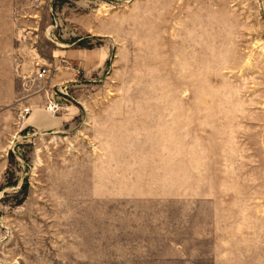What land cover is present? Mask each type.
Returning a JSON list of instances; mask_svg holds the SVG:
<instances>
[{"label": "rangeland", "instance_id": "rangeland-1", "mask_svg": "<svg viewBox=\"0 0 264 264\" xmlns=\"http://www.w3.org/2000/svg\"><path fill=\"white\" fill-rule=\"evenodd\" d=\"M0 3V264H264V0Z\"/></svg>", "mask_w": 264, "mask_h": 264}, {"label": "crops", "instance_id": "crops-1", "mask_svg": "<svg viewBox=\"0 0 264 264\" xmlns=\"http://www.w3.org/2000/svg\"><path fill=\"white\" fill-rule=\"evenodd\" d=\"M5 10H8V8L3 7L2 4L0 3V11H5ZM0 90H1V88H0ZM8 91L9 90H6L5 92H8ZM8 105H10V104H8ZM6 107H11V105L5 106L2 103V105L0 106V130L2 132L10 130V128H11V126H12V124L16 118V110H15L14 105H12L13 108L11 110L9 108H6ZM48 121H49L48 117L45 116L43 109L41 108L40 105H35V106H33V108L31 106V113L28 116V122L31 125H33V126L35 125V127L39 128V125L42 126L44 124H47Z\"/></svg>", "mask_w": 264, "mask_h": 264}, {"label": "built area", "instance_id": "built-area-1", "mask_svg": "<svg viewBox=\"0 0 264 264\" xmlns=\"http://www.w3.org/2000/svg\"><path fill=\"white\" fill-rule=\"evenodd\" d=\"M46 71H47L46 67L40 66L38 68V71H37L38 77L45 76ZM47 109L55 112L58 109L57 102L54 99L48 100V107H47ZM29 110H30V107H25L24 110H23V115H26L29 112Z\"/></svg>", "mask_w": 264, "mask_h": 264}]
</instances>
